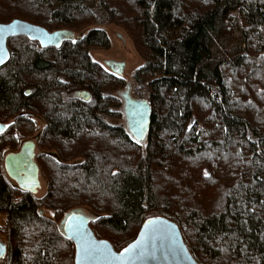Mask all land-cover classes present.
<instances>
[{
	"label": "trees",
	"instance_id": "obj_1",
	"mask_svg": "<svg viewBox=\"0 0 264 264\" xmlns=\"http://www.w3.org/2000/svg\"><path fill=\"white\" fill-rule=\"evenodd\" d=\"M13 19L73 39H7L0 264H73L59 223L77 208L116 251L162 216L198 264H264V0H0V23ZM100 23L126 30L141 56L135 93L151 106L142 142L104 119L123 116L114 92L125 83L91 57L110 45ZM33 138L41 196L3 165Z\"/></svg>",
	"mask_w": 264,
	"mask_h": 264
},
{
	"label": "water",
	"instance_id": "obj_2",
	"mask_svg": "<svg viewBox=\"0 0 264 264\" xmlns=\"http://www.w3.org/2000/svg\"><path fill=\"white\" fill-rule=\"evenodd\" d=\"M16 35H25L28 39L39 42L42 47H57L63 40L73 39V32L69 29L48 31L40 25L22 19L0 23V59H2L0 66L9 59L7 39ZM116 36L121 38L118 33ZM103 64L117 76L122 75L126 67L123 60L106 59ZM79 95L84 100L88 99V93L85 91L80 92ZM122 101L126 129L135 141L142 142L151 123L150 103L145 98L132 96L128 84L122 94ZM5 129L6 125L0 123V133ZM34 147L35 142L27 140L21 144L17 152L8 153L3 161L7 176L17 184L18 188L31 193H35L40 186L39 168L33 161ZM93 218L94 215L89 211L77 208L66 213L59 223V229L75 246L73 264H198L185 245L179 227L165 217L155 216L146 219L136 237L119 251L114 250L107 240L98 239L94 235L89 225ZM149 221L153 223L149 225ZM74 225H78V231L73 230ZM137 241L141 243L136 252H124ZM85 244L98 248L99 254L85 259L82 253V245ZM141 250L144 251V255L138 256L137 253ZM5 254L6 244L0 238V259Z\"/></svg>",
	"mask_w": 264,
	"mask_h": 264
},
{
	"label": "rangeland",
	"instance_id": "obj_3",
	"mask_svg": "<svg viewBox=\"0 0 264 264\" xmlns=\"http://www.w3.org/2000/svg\"><path fill=\"white\" fill-rule=\"evenodd\" d=\"M98 26L106 32L110 45L107 49H94L90 52L91 57L99 62L101 65L105 67L103 64V61L106 59H114L117 61H125L126 67L122 75L120 77L124 80V85L121 89H119L117 92H114V94L119 97L122 100V94L126 90V85L130 87L131 95L136 98H144L139 97L138 94L135 92V83L133 81V73L138 68V66L141 65L142 59L140 54L137 52L134 43L129 36L128 32L124 30L123 28L114 25V24H98ZM120 34L121 38H118L116 34ZM106 68V67H105ZM107 69V68H106ZM145 91V90H143ZM142 91V92H143ZM144 93V92H143ZM120 111L123 113V105L120 108ZM104 119L111 123V124H121L126 127L125 117L124 114L121 118H117L115 116H105ZM37 124L39 125V129H42L43 122L40 120V118H37ZM8 153V152H7ZM6 153V154H7ZM40 186L37 188V191L35 192L37 196H41L46 191V182L45 180L40 176ZM48 213V212H47Z\"/></svg>",
	"mask_w": 264,
	"mask_h": 264
},
{
	"label": "snow or ice",
	"instance_id": "obj_4",
	"mask_svg": "<svg viewBox=\"0 0 264 264\" xmlns=\"http://www.w3.org/2000/svg\"><path fill=\"white\" fill-rule=\"evenodd\" d=\"M0 62H2V59H0ZM71 219V218H70ZM153 222L152 221H149V225H151ZM73 230L74 231H78V225H74L73 226ZM140 241H137V243L135 245H131L129 248H126L124 250L125 253H129V252H136L137 248L139 247L140 245ZM82 253H83V257L85 259H88V258H91L95 255H98L99 254V249L96 248V247H93L91 245H82ZM138 256H143L144 255V251L141 250L140 252L137 253ZM129 260H131V257H129Z\"/></svg>",
	"mask_w": 264,
	"mask_h": 264
},
{
	"label": "flooded vegetation",
	"instance_id": "obj_5",
	"mask_svg": "<svg viewBox=\"0 0 264 264\" xmlns=\"http://www.w3.org/2000/svg\"><path fill=\"white\" fill-rule=\"evenodd\" d=\"M32 141H34L35 142V147H34V153H35V155H34V158H33V161L37 164V160H36V156H37V147H36V139L35 138H33V139H31ZM19 150V149H18ZM17 150V151H18ZM17 151H14V152H17ZM9 153H11V152H9ZM8 154V153H7ZM6 154V155H7ZM26 162H27V160H25ZM25 167H26V165H24ZM37 166H38V164H37ZM10 179V178H9ZM38 179H39V182H40V173H39V176H38ZM10 181L17 187V184L12 180V179H10ZM41 184V183H40ZM20 189V188H19Z\"/></svg>",
	"mask_w": 264,
	"mask_h": 264
}]
</instances>
